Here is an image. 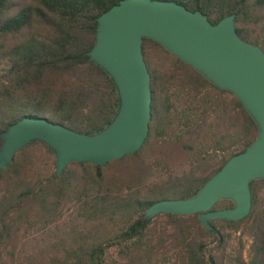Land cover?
Masks as SVG:
<instances>
[{
    "label": "trees",
    "instance_id": "16d2710c",
    "mask_svg": "<svg viewBox=\"0 0 264 264\" xmlns=\"http://www.w3.org/2000/svg\"><path fill=\"white\" fill-rule=\"evenodd\" d=\"M173 1L211 23L234 13L237 33L264 50V0ZM118 2L0 0V132L24 116L85 133L112 119L116 86L87 51L96 17ZM142 52L152 101L137 151L103 165L73 161L54 176V150L33 140L0 169V264H264V178L250 182L247 216L210 221L217 233L198 213L143 221L154 201L196 193L258 128L231 91L159 43L143 38Z\"/></svg>",
    "mask_w": 264,
    "mask_h": 264
},
{
    "label": "water",
    "instance_id": "95a60500",
    "mask_svg": "<svg viewBox=\"0 0 264 264\" xmlns=\"http://www.w3.org/2000/svg\"><path fill=\"white\" fill-rule=\"evenodd\" d=\"M90 60L113 80L118 107L101 129L85 133L45 117L24 116L0 132V169L33 140L54 150V176L70 162L103 165L137 151L149 132L152 91L142 52L143 38L163 46L222 90L231 91L255 121L258 131L247 147L228 158L198 191L184 198L151 203L147 222L158 213L199 214L200 223L239 220L251 210L250 182L264 178V50L236 31L235 14L211 23L200 10L173 0H119L96 17ZM219 200L229 207L215 209Z\"/></svg>",
    "mask_w": 264,
    "mask_h": 264
},
{
    "label": "rangeland",
    "instance_id": "374dc122",
    "mask_svg": "<svg viewBox=\"0 0 264 264\" xmlns=\"http://www.w3.org/2000/svg\"><path fill=\"white\" fill-rule=\"evenodd\" d=\"M162 213V212H161ZM156 216V215H155ZM153 216L152 218L153 221H156V223H162L165 218H163V216ZM243 231H245V229H243ZM243 249H242V255L245 259H248L249 257V252H250V242H251V238L250 236L247 234V232L245 231V233H243ZM157 264H175V261L174 259H172L171 257H169L168 259H166V256H165V259H161V257L159 258V262H157Z\"/></svg>",
    "mask_w": 264,
    "mask_h": 264
}]
</instances>
